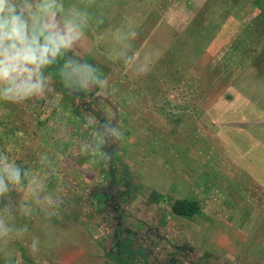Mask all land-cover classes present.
I'll use <instances>...</instances> for the list:
<instances>
[{
  "label": "rangeland",
  "instance_id": "obj_1",
  "mask_svg": "<svg viewBox=\"0 0 264 264\" xmlns=\"http://www.w3.org/2000/svg\"><path fill=\"white\" fill-rule=\"evenodd\" d=\"M94 1L100 6L86 7V38L74 53L80 62L97 60L105 66L114 91L107 100L95 97V108L107 119L114 117L112 123L123 132L121 141L103 150L122 156L94 165L93 157L80 153L91 135L83 126L72 138L66 126L69 109L52 79L54 92L48 96L24 105L0 101V147L40 177L59 207L66 202L51 219L60 218L63 225H53L47 241L45 232L24 234L0 247V254L25 264L18 250L22 246L35 264H109L119 232L130 238L135 233L133 248L144 251L133 264H144L143 256L150 264H264V33L244 31L250 10L247 19L246 11H237L241 0ZM153 15L157 18L148 22L146 33L129 35L139 33ZM196 19L210 26L199 45L205 53L193 59L197 49L190 30ZM118 31L128 39L118 40ZM125 45L128 55H143L149 48L160 55L147 74L135 77L116 58ZM209 68H218L219 75L215 78ZM86 118V126L95 124L92 111ZM29 129L39 132L32 143L23 134ZM200 151L212 155V161L195 181L190 170L196 159L200 163ZM126 170L129 177L124 174L117 187L115 178ZM101 189L113 195L106 206L116 209L111 214L102 206L105 222L92 214ZM192 194L205 196L203 215L192 220L171 216L176 196ZM13 199L39 210L25 193L14 192ZM118 205L124 216L117 213ZM39 215L16 217V223L43 229L49 222ZM34 237L40 251L32 255L28 249Z\"/></svg>",
  "mask_w": 264,
  "mask_h": 264
},
{
  "label": "clouds",
  "instance_id": "obj_2",
  "mask_svg": "<svg viewBox=\"0 0 264 264\" xmlns=\"http://www.w3.org/2000/svg\"><path fill=\"white\" fill-rule=\"evenodd\" d=\"M86 2L91 5L94 0ZM89 20L86 8L74 6L65 11L62 0H0V101L24 105L33 98L52 94L51 77L45 75V69L57 64L67 52L78 49L86 38ZM129 35L135 38L138 34L133 31ZM116 38L128 39L119 31ZM127 47L116 58L123 59L135 77L147 74L160 55L153 48L146 49L143 55L140 52L128 55ZM59 76L69 95L97 88L95 96L107 100L114 91L108 79L87 62L65 59ZM113 119L103 124L97 121L91 131V141L80 145V153L93 157L94 165L110 162L112 152L103 149L123 138L119 123L114 126ZM14 192L25 193L49 220L59 209L56 195L48 191L39 176L0 151V247L28 232L26 224L16 225L17 213L28 219H33L36 213L31 204L17 203ZM43 231L51 235L55 228L45 223ZM39 244V238L34 237L29 253L38 254ZM5 264H15V261L8 259Z\"/></svg>",
  "mask_w": 264,
  "mask_h": 264
},
{
  "label": "trees",
  "instance_id": "obj_3",
  "mask_svg": "<svg viewBox=\"0 0 264 264\" xmlns=\"http://www.w3.org/2000/svg\"><path fill=\"white\" fill-rule=\"evenodd\" d=\"M65 2V3H64ZM62 3L66 4L68 7V9L72 8V7H78V8H86L88 7H95L97 8L98 6H100L98 4V1H94V3H92L91 5H88L86 0H62ZM237 11L238 12H243L246 11V13L244 14L245 19L251 17L250 15H252V17L248 20L247 23L243 24L244 27V31H253L256 33H264V0H241L239 5H237ZM247 9L250 10L249 13H251L249 15V13H247ZM235 16V15H234ZM157 17H155V15H153L151 18L148 19V21L145 22V24L143 25L142 29H140L139 33H137L138 35L136 37L142 36V34L146 33L147 31V25L149 21H154L156 20ZM195 23L193 25H191V30L190 33H195L194 35L190 34V37H193L194 39H192V41H195V43H193V48L197 49V52L194 54L193 59L198 58L199 56H201L202 54L205 53V51L203 49H199V45L203 44L204 45V38H205V33L208 31V25L210 26V22H207L206 25H202L203 22L200 19H196L194 21ZM202 32V33H201ZM209 37L207 36V39ZM192 44V43H190ZM202 45V46H203ZM65 59H74V60H78V56L74 53V49L72 51L67 52L64 57L58 61L57 64L52 65L51 67L45 69L46 71V75H49L51 77L52 80H54L59 88V90L62 92V104L63 106H65L67 109H69V120H67L66 122V126L69 129V131L71 132V136L72 138L76 137V135L78 134L79 129H81L83 126L85 128H87V131L90 133L91 135V131L93 126L95 125H87L86 126V113L89 111H92V117L95 118V123L98 121L100 124H103L106 122V120H108L107 118L103 117V115L101 114L100 110L95 108V105L97 106V99L95 98V93H92V91L90 92H78V93H74L72 95H69L68 89L65 87V85L62 83L60 76H59V68L60 66H62L63 62ZM91 65H93L98 73L102 71H104L101 75L103 77L106 76V69L105 66L103 64H101L99 61L97 60H92L90 61ZM215 70H217L215 73H213ZM209 73H212L214 75V77L216 78L219 75L218 72V68H213V69H208L207 70ZM232 95H227L226 99L227 100H232ZM72 116V117H71ZM43 125V124H42ZM115 126V124H113ZM42 127V126H41ZM29 131H26L24 134V136H26L27 138L30 139V142L32 143L33 139H38L39 138V132H33V130L29 129ZM99 130V129H97ZM45 132L41 133L42 138V146H44V143L46 144L48 142L47 137H44ZM125 135L126 136H131V132L130 131H125ZM187 136H185L186 138ZM75 139V138H74ZM188 139L186 138V141ZM41 146V147H42ZM187 150V147H186ZM0 151H4L3 148L0 147ZM31 151V149H30ZM106 151V150H105ZM112 153V159L113 162H118V160L121 158L122 154H118V156H116L117 153L116 151H111ZM188 152H192V151H188ZM199 155H201V161L199 163L198 159H196V164H194V167L192 170H190V175H191V179L193 180V178L199 180L200 176L203 175L204 171H207V167L209 166L208 161H212V155H209L208 152H199ZM206 162L204 163L203 161ZM102 163H104L103 161H101ZM17 163L26 170H30L29 166L25 163H23L22 160L17 161ZM204 163V164H203ZM105 164V163H104ZM104 167V165H103ZM128 170L124 171V173H122V175L119 177H116V186L120 184V182L122 183L123 181V176L124 178L129 177L127 175ZM121 174V173H120ZM51 181V179L48 178V181ZM127 181V180H124ZM52 186V189L55 188V190H59V187L57 184H55L53 181L49 182ZM118 187V186H117ZM214 187V186H213ZM203 193V192H202ZM101 195H103L104 197H102ZM193 195V194H192ZM97 199L95 201V205H94V210L93 213L94 215L100 216V218H102L101 222H105L106 221V212H103V207H109L108 210H112L110 213L111 214H115L116 213V209L113 208L112 206H106L107 202L109 201V199H111L113 197V195L111 194L110 196L105 195L103 190L101 189V192L96 193ZM166 198V197H165ZM205 198V196H203V194H201L200 197H195L193 195V197L191 198H187L186 196H176L174 202L171 205V210H170V215L171 216H175L176 218H181V219H185V220H192L194 217L196 216H201L203 215V210H204V205L202 202V199ZM102 200V202H101ZM122 202H125V200H123ZM93 203V202H92ZM98 203V204H96ZM65 204L66 202L63 200H61L60 203V207H59V211H64L65 209ZM36 206V205H35ZM103 206V207H102ZM63 207V208H62ZM118 214L120 216H124L125 212L122 208V205H118ZM40 211L37 209L36 213H35V218L40 217ZM67 214V213H66ZM61 216H63L61 214ZM65 216V215H64ZM17 217L18 218H23V216L19 215V213H17ZM56 217V216H55ZM78 217L79 214L76 216V219H74L75 222L78 221ZM63 218V217H62ZM28 219V218H27ZM43 219H46L50 224H52V226L54 225L55 227L60 228L63 225V220L59 218V220H49L47 217L44 216ZM55 219V218H53ZM81 221V220H80ZM26 222V221H25ZM25 222H21V224L25 223ZM78 223V222H77ZM80 224V223H79ZM123 224V223H121ZM16 225L19 227L21 225L17 224ZM87 226V225H86ZM136 227H140V225H137ZM28 232L25 233L26 235H40L42 233H44L42 228L39 227H28ZM46 235V234H45ZM135 233L132 234V238L130 237H126L123 234H120L119 232H117V236L114 239L115 243L117 244L119 242V245L116 246V244L113 246L114 251H113V255H114V263H109V264H133L135 263L134 261L140 257L138 255H142L144 253V251L142 249H135L133 248V244L135 241ZM134 236V239H133ZM48 239V235H46L44 237V240L47 241ZM50 239V238H49ZM100 247H102V245H100ZM104 248V247H103ZM18 250L19 253H21V259L23 261V263L25 264H35V261L33 259H31L28 256V253L26 252L25 248L22 246H18ZM104 254L106 257L110 256L111 260H113L111 253L104 248ZM7 256L6 254H0V264H5V261L8 259L14 260V257H5ZM141 258V257H140ZM127 259V261H126ZM142 259L144 260V264H150L147 261L146 256H143ZM110 260V259H109ZM15 261V260H14Z\"/></svg>",
  "mask_w": 264,
  "mask_h": 264
},
{
  "label": "flooded vegetation",
  "instance_id": "obj_4",
  "mask_svg": "<svg viewBox=\"0 0 264 264\" xmlns=\"http://www.w3.org/2000/svg\"><path fill=\"white\" fill-rule=\"evenodd\" d=\"M121 223H122V222H121ZM121 223H120V224H121ZM115 235H116V234H114V237H115ZM116 236H117V235H116Z\"/></svg>",
  "mask_w": 264,
  "mask_h": 264
},
{
  "label": "crops",
  "instance_id": "obj_5",
  "mask_svg": "<svg viewBox=\"0 0 264 264\" xmlns=\"http://www.w3.org/2000/svg\"><path fill=\"white\" fill-rule=\"evenodd\" d=\"M101 248H103V246H102ZM103 249H104V248H103Z\"/></svg>",
  "mask_w": 264,
  "mask_h": 264
}]
</instances>
